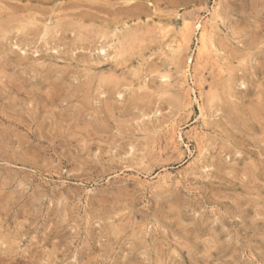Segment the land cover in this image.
I'll list each match as a JSON object with an SVG mask.
<instances>
[{"label":"rangeland","instance_id":"374dc122","mask_svg":"<svg viewBox=\"0 0 264 264\" xmlns=\"http://www.w3.org/2000/svg\"><path fill=\"white\" fill-rule=\"evenodd\" d=\"M0 264H264V0H0Z\"/></svg>","mask_w":264,"mask_h":264},{"label":"bare ground","instance_id":"6f19581e","mask_svg":"<svg viewBox=\"0 0 264 264\" xmlns=\"http://www.w3.org/2000/svg\"><path fill=\"white\" fill-rule=\"evenodd\" d=\"M214 11L212 12L213 14H212V19H211V22H213V24L217 21V18L219 17L218 16V14H219V9H217V8H215V9H213ZM220 15V14H219ZM210 22V23H211ZM183 23H185L184 24V27L181 29V36H182V38H184L183 40H185V38H187L186 40H188L189 41V39H191L190 37H191V34H192V28H191V26L189 25V24H187L186 22H185V20H184V22ZM206 23V22H205ZM209 23V24H210ZM207 24V23H206ZM205 25V24H204ZM195 26V25H194ZM202 24L201 25H199V26H197V28H202ZM209 25H207V27H208ZM210 26H212V24L210 25ZM207 27H206V25L204 26V30H203V32H202V34H201V36H200V39H199V41H201V44H202V46H201V48H200V50H199V54H200V57L201 58H204L205 57V55L206 54H208V53H210V52H208V48L210 47L209 46V44H208V40L210 39L209 38V32H208V29H207ZM215 31V30H214ZM212 33V32H211ZM185 42V41H184ZM211 42V41H210ZM212 43L213 42H211V45H212ZM110 45V44H109ZM181 45V44H180ZM112 47H113V45H112ZM112 47H110V48H112ZM105 52H106V50H105ZM104 53V52H103ZM105 55V54H104ZM113 55V54H112ZM208 55H210V54H208ZM209 57V56H208ZM207 57V58H208ZM110 59V58H109ZM185 74H186V72H185ZM166 78V77H165ZM164 78V79H165ZM245 88V87H244ZM201 108H202V106H201ZM203 109H201V111H202ZM204 111V110H203ZM202 111V112H203ZM202 114V113H201ZM209 114V113H208ZM172 130V129H171ZM175 130V129H174ZM170 132V131H169ZM173 132V131H172ZM197 134V133H196ZM199 135V134H198ZM177 136V135H176ZM205 136V135H204ZM179 137H182V136H179ZM173 138V137H172ZM179 139V138H178ZM181 139V138H180ZM170 140V139H169ZM178 141V140H177ZM203 142V141H202ZM164 177V176H163ZM164 180V179H163ZM169 180V179H168Z\"/></svg>","mask_w":264,"mask_h":264}]
</instances>
